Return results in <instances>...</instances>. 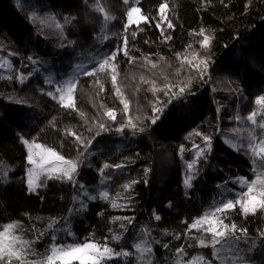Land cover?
<instances>
[{"label": "trees", "instance_id": "trees-1", "mask_svg": "<svg viewBox=\"0 0 264 264\" xmlns=\"http://www.w3.org/2000/svg\"><path fill=\"white\" fill-rule=\"evenodd\" d=\"M97 4L0 0V233L14 225L4 243L21 253L0 264H46L67 243L120 253L100 264H264V207L237 203L264 199L247 146L264 142V0ZM69 76L64 107L51 91ZM35 145L75 162L72 179L40 174L30 193ZM213 213L228 226L215 245L192 227Z\"/></svg>", "mask_w": 264, "mask_h": 264}, {"label": "snow or ice", "instance_id": "snow-or-ice-1", "mask_svg": "<svg viewBox=\"0 0 264 264\" xmlns=\"http://www.w3.org/2000/svg\"><path fill=\"white\" fill-rule=\"evenodd\" d=\"M139 9L138 8H132L131 11L128 13V18L129 20L132 19L134 14H138L139 13ZM160 11L163 13L164 11V6L162 5L160 8ZM169 27H171V25H169ZM209 42V38L205 37V40L203 42L202 46H207ZM115 53L112 54L111 59H115ZM107 60H104L103 63L100 64V68L103 69L104 65L107 63ZM115 67V65L113 66ZM116 77L113 76V81H115ZM72 91V86H70L68 88V92L69 94ZM61 100H63V96H61ZM68 103L71 104V95H69L68 97ZM257 104H264V96H262L260 99H258L256 101ZM67 106V105H65ZM125 107H127V105H125ZM159 111V110H157ZM107 115L112 116V113L109 112L107 113ZM158 117H153V123L156 122V119ZM249 120L253 119V116H249L248 117ZM262 127H264V125H262ZM101 128H103V125H101ZM206 143H208V141L206 140ZM35 147H40L39 145H35ZM262 152H264V148L261 149ZM48 156L50 157V159L44 160V164H51L52 163V159H55L56 161H62V169L61 168H54L53 171H56L58 173H60L59 175H57L56 179H63V178H67L68 180L72 179V174H74L77 171V165L75 162L73 161H64L62 157L58 156L55 152H48ZM28 162L29 164L34 163L33 158L31 155H29L28 157ZM41 167H43V164L40 165ZM105 167H108V165H105ZM188 168L191 169L192 165L189 164ZM52 178V177H50ZM192 179V177H189L187 180H185V184L187 187H191V184L189 183V181ZM32 185V179H29V187H31ZM253 191V188L251 186L248 187V192L245 193L246 196H248V193H251ZM101 195H106L104 193H102ZM260 197H264V187L261 188L260 192H259ZM237 203H241V207L243 209V211L245 213H247L249 211V205L251 204L253 206V210H255V206L257 204H259L261 207H264V199L261 200H257V198L255 196H248V199L240 202L237 201ZM234 207V204L232 202H227L224 203L222 208L221 207H217L216 211L217 212H221V211H225V210H231ZM157 219H159V217H157ZM204 224H207V227L204 229L206 232L210 233L212 235V244L215 245L218 240L217 237H222L224 236V232L220 231L219 229L221 228H227L228 226L225 225L223 223L222 220H219L217 218H215V214L213 213L211 217H209L207 214L205 215L204 218L202 219H198L194 224H192L193 228H196L198 225L202 226ZM14 227V225L9 224L7 228L4 229L3 233H0V262H2L5 257H13L15 256L17 260L21 259V253L16 251V249L13 246V243H9L7 245H5L4 243V236L9 232L10 229H12ZM233 230L235 229V226H232ZM69 235H71V233L69 232ZM15 240V238H13V241ZM201 243H204V240L201 238ZM136 248L138 250H142V251H151V249H141V245L137 244ZM52 255L49 256L48 259V264H53V261L57 258L63 259L65 257H69V258H73V259H78L80 261V264H100V261L103 260L105 258V254H108L109 258L112 255H120V253H113V250L107 246L104 247H98L95 243H84V244H77L74 245L72 247L69 248H65V247H55L53 246L52 248ZM122 255L124 256H128L129 253L125 252L122 253ZM21 264H23V261L21 262Z\"/></svg>", "mask_w": 264, "mask_h": 264}, {"label": "rangeland", "instance_id": "rangeland-1", "mask_svg": "<svg viewBox=\"0 0 264 264\" xmlns=\"http://www.w3.org/2000/svg\"><path fill=\"white\" fill-rule=\"evenodd\" d=\"M85 1H86V3L89 6H91V8L93 10H100L99 6L97 4V2L99 0H85ZM103 15H105L104 12H103ZM142 20H143V18L140 16L139 13L138 14H134L131 20H129V18L127 16V23L128 24H137V23L141 22ZM7 60H8L7 56L0 55V71L6 69ZM70 86L73 87V81H72L71 76L67 77L66 79H64L60 83H55L54 86L52 87V91H51L52 94L55 95L56 99L64 107H69L71 105V104L68 103V97H69V95H71L68 92V88ZM61 96H63V100H61ZM65 105H67V106H65ZM247 146H248V148L252 149L253 152L257 156H264V152L261 151V149L264 148V142H261V143H258V144L254 145V143L252 141H250V142L247 143ZM49 151H51V150H48V149H45V148H42V147H38L37 148L35 146H28V157H29V155H31L32 158H33V161H34V163H32V164H29V162H28L27 173H26V177H25L26 186H27L28 191L30 193L35 192L37 179L40 176V174H47V175L57 174L58 172L53 171V169L54 168H61L62 169V161H56L55 159H52V163L51 164H44V160L50 159V157L48 156V152ZM51 152H53V151H51ZM41 164H43V167L40 166ZM29 179H32L31 187H29ZM251 208H253V206L250 204L249 205V209H251ZM75 214H76L75 211H70L68 216L64 220V223H66L65 227L67 228V230H69L68 228L70 227L71 223H73V221L75 219ZM74 245H77V244H69V243H67V244L58 245V246H55V247H58V248L59 247L69 248V247H72ZM52 248L50 249L49 256L52 255V251H51ZM223 250H226V249H223ZM111 258H112V256L109 258L108 254H105V258L103 260H107V259H111ZM103 260H101L100 262H102ZM71 262H80V261L78 259L65 257L63 259H60V258L55 259L53 261V264L54 263H71ZM46 264H48V259L46 261Z\"/></svg>", "mask_w": 264, "mask_h": 264}]
</instances>
